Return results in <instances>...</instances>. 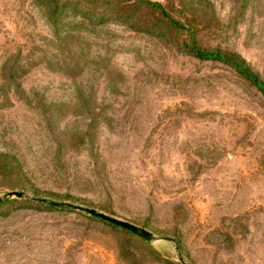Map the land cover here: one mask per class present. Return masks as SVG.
Returning <instances> with one entry per match:
<instances>
[{"label":"rangeland","instance_id":"1","mask_svg":"<svg viewBox=\"0 0 264 264\" xmlns=\"http://www.w3.org/2000/svg\"><path fill=\"white\" fill-rule=\"evenodd\" d=\"M200 1L199 42L264 80V0ZM0 154V264H264V97L226 64L0 0Z\"/></svg>","mask_w":264,"mask_h":264},{"label":"trees","instance_id":"2","mask_svg":"<svg viewBox=\"0 0 264 264\" xmlns=\"http://www.w3.org/2000/svg\"><path fill=\"white\" fill-rule=\"evenodd\" d=\"M36 2L44 7L48 19L53 24L57 23L63 12L69 11L80 16L89 24L101 25L107 22L122 24L136 32L171 44L179 51L197 59L226 64L264 97L263 78L240 54L221 48L203 46L199 42L197 33L207 22L206 19L204 20V13L208 7L207 2L183 0L184 3L180 6L167 5L158 0H36ZM15 162L17 163L16 172L21 175L20 165L17 161ZM0 165L3 168L11 167L13 169V161H9L3 154H0ZM17 200H20L19 197L8 198L0 201V206L15 203ZM90 216L98 218L128 235L148 241L120 225L93 215ZM175 241L178 245L181 244L179 237L175 238Z\"/></svg>","mask_w":264,"mask_h":264},{"label":"water","instance_id":"3","mask_svg":"<svg viewBox=\"0 0 264 264\" xmlns=\"http://www.w3.org/2000/svg\"><path fill=\"white\" fill-rule=\"evenodd\" d=\"M10 196L22 197L23 192H21V191H8V192L4 193L2 197H0V201H2L3 199H5L7 197H10ZM33 199L36 201L42 202V203L49 204V205H54V206L61 207V208H66V207L67 208H73L75 210L85 212L89 215H93V216L99 217L101 219H104L106 221L112 222L114 224L120 225V226H122L126 229H129L132 232L146 238V239H152V237H153V234L150 231H148L142 227H139V226L132 224L128 221L121 220V219L115 218L113 216L107 215V214L100 212V211H97L93 208L84 207V206H80V205H74V204L66 203V202L55 201V200L41 198V197H33ZM183 264H185V263L183 262Z\"/></svg>","mask_w":264,"mask_h":264},{"label":"crops","instance_id":"4","mask_svg":"<svg viewBox=\"0 0 264 264\" xmlns=\"http://www.w3.org/2000/svg\"><path fill=\"white\" fill-rule=\"evenodd\" d=\"M159 1V0H158Z\"/></svg>","mask_w":264,"mask_h":264}]
</instances>
